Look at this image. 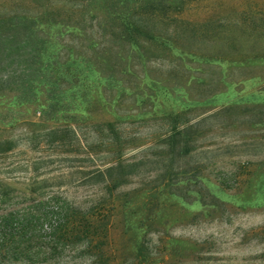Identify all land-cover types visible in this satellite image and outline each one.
I'll return each instance as SVG.
<instances>
[{"label":"rangeland","instance_id":"1","mask_svg":"<svg viewBox=\"0 0 264 264\" xmlns=\"http://www.w3.org/2000/svg\"><path fill=\"white\" fill-rule=\"evenodd\" d=\"M31 1L57 13L51 31L82 30L58 41L88 63L55 100L3 83L0 264H264V0L147 11L169 53L118 39L113 0L0 12ZM20 54L0 57V80ZM116 164L133 168L114 188Z\"/></svg>","mask_w":264,"mask_h":264},{"label":"trees","instance_id":"2","mask_svg":"<svg viewBox=\"0 0 264 264\" xmlns=\"http://www.w3.org/2000/svg\"><path fill=\"white\" fill-rule=\"evenodd\" d=\"M183 3L184 0H113V7L121 8L120 15L116 13L117 18L120 17L117 27L118 39L127 43L133 50H138L140 43L149 42L155 43L159 49L169 53L172 51V47L168 43V39L159 35L156 37L152 32L153 23L150 24V21L156 18L147 15L146 17L149 19L147 20L143 17L147 11H152L157 14V19L162 18V9L166 7L180 9ZM126 4L135 5V8H126ZM33 6H37L36 2L17 3L9 7L8 10L0 12V44L7 46L2 49L0 45V57L3 54L9 57L14 53L21 52L19 57H22L20 60L24 67L15 81L3 82L0 80V90L5 83L9 82L17 87V91L21 95L33 97L36 91L42 89L46 100H55L82 80L84 68L88 63V60L83 58L76 48L71 49L62 41L59 43L58 40L71 35H74L73 39H78L79 33H81L79 31L82 30L79 27L71 26L72 28H67L68 33L63 32L64 34H62L61 29L55 26L57 30L51 31L50 26L60 23L55 20L57 13L46 11L32 13ZM71 14L74 15V12ZM75 30L78 31L77 34L72 33ZM57 41L58 43H55ZM10 44L17 45L16 50L10 47ZM140 55L144 57L143 52ZM13 62L14 57L10 59L9 63ZM169 123H171L172 130H175L174 118H170ZM175 135L176 133H173V137ZM131 167L133 168L131 164H116L107 167L103 172H118L116 178H113V187L116 188L123 182V178L131 173L121 171ZM75 227L77 228L73 227L72 229L75 234L84 232V227L83 230L78 226Z\"/></svg>","mask_w":264,"mask_h":264}]
</instances>
